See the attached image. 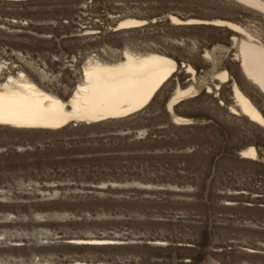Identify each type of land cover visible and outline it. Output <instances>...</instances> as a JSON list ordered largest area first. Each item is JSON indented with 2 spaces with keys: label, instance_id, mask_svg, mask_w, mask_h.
Listing matches in <instances>:
<instances>
[{
  "label": "rangeland",
  "instance_id": "374dc122",
  "mask_svg": "<svg viewBox=\"0 0 264 264\" xmlns=\"http://www.w3.org/2000/svg\"><path fill=\"white\" fill-rule=\"evenodd\" d=\"M172 12L233 19L264 39V11L231 0L0 2V59L19 67L30 60L66 97L87 53L110 54L109 43L120 52L127 38L198 71L194 79L181 67L124 117L52 129L0 125V264H264V127L231 109L234 81L262 113L264 95L244 75L230 28L178 24ZM127 15L150 22L116 30ZM205 50L222 62L214 68ZM223 67L230 80L217 88L213 72ZM190 81L198 93L175 108L193 121L176 123L166 104ZM250 144L258 159L242 156ZM88 236L119 242L71 240Z\"/></svg>",
  "mask_w": 264,
  "mask_h": 264
},
{
  "label": "bare ground",
  "instance_id": "6f19581e",
  "mask_svg": "<svg viewBox=\"0 0 264 264\" xmlns=\"http://www.w3.org/2000/svg\"><path fill=\"white\" fill-rule=\"evenodd\" d=\"M3 1L21 3L26 0H0ZM231 1L255 12L264 11V0ZM169 17L182 25L205 23L230 28L234 32L232 42L237 48L235 57L239 59L244 75L264 95V39H260L253 32V28L222 16L182 17L172 12ZM118 20L116 30L137 28L150 22L147 17L135 15H127ZM95 32H98L95 28L86 31L89 35H94ZM108 45L112 48L110 54L99 50L96 53H87L83 60L76 64L75 69L80 73L67 97L44 82L45 79H50L49 74L44 70H37L30 60L24 59L26 66L19 67L16 61L9 63L0 59V125L52 129L63 127L69 122H97L112 117H124L141 110L153 101L156 92L181 67H186L193 78L198 79V71L191 61L181 63L176 56L159 48L139 49L135 40L128 38L120 47V52L113 44ZM204 55L212 60L214 68L222 62L216 51L205 50ZM17 57L20 58L19 55ZM224 68L227 67L213 72L218 80L215 83L217 88L230 78L229 69ZM214 89L208 86L210 92L215 91ZM197 91L198 86L192 81L186 85L180 83L175 88L166 106L173 111L176 123L193 121L192 117L178 114L175 107L186 97L196 95ZM233 99L234 105L231 104L233 111L248 116L250 120L264 127V113L236 80ZM242 156L258 159L260 152L257 145L246 146L242 150ZM71 240L77 244L87 243L100 247L119 242V239L115 238L90 236L73 237ZM48 260H42L41 263ZM65 264L99 263L75 259L74 262Z\"/></svg>",
  "mask_w": 264,
  "mask_h": 264
}]
</instances>
